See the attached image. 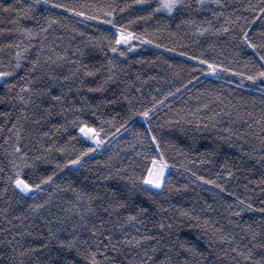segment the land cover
Returning a JSON list of instances; mask_svg holds the SVG:
<instances>
[{
	"label": "trees",
	"instance_id": "1",
	"mask_svg": "<svg viewBox=\"0 0 264 264\" xmlns=\"http://www.w3.org/2000/svg\"><path fill=\"white\" fill-rule=\"evenodd\" d=\"M157 2L0 0L12 6H0V72L12 73L0 82V264H43L53 255L38 247L49 228L70 238L73 223L100 264L264 256V0H183L172 13L153 12ZM117 25L141 38L117 46ZM85 120L103 129L102 144L81 136ZM153 158L167 161L159 188L145 182ZM14 163L30 183L52 180L23 193L10 179ZM245 200L254 207L235 215ZM26 248L35 251L20 256Z\"/></svg>",
	"mask_w": 264,
	"mask_h": 264
},
{
	"label": "snow or ice",
	"instance_id": "2",
	"mask_svg": "<svg viewBox=\"0 0 264 264\" xmlns=\"http://www.w3.org/2000/svg\"><path fill=\"white\" fill-rule=\"evenodd\" d=\"M43 2L50 3L51 0H43ZM138 2L147 3V0H138ZM216 2L220 3V0H216ZM35 3L39 4V3H41V0H35ZM200 3L203 4V0H200ZM182 5H183V0H158L156 8L153 9V12H159L161 10H165L168 13H172L174 10H177L178 7H180ZM0 6H3L5 8V10L12 7L11 5H0ZM57 7L63 8V7H65V5L60 4V5H57ZM68 10L69 11H75L74 8H69ZM17 11H19V10L17 9ZM259 11L261 13H264V7H261L259 9ZM151 14L152 13H149V15H151ZM79 15H85V13L81 12V13H79ZM111 15H113V13L109 12V16H111ZM108 23H112V21L109 20ZM21 30L27 34V36L30 40L31 37L33 36L32 30L29 28H23ZM224 30L227 31V29H224ZM116 32H117V35L115 37V44L117 46H119L121 43L129 44L131 40L141 38L140 36L136 35L135 33L128 31L127 28H125L123 25H117L116 26ZM144 39L147 40V37L145 36ZM243 40L251 44V41L249 40L247 32L244 33ZM132 46L134 47L135 45H132ZM252 47H256V45L252 44ZM112 51H114V52L118 51V47H113ZM120 54L124 55L125 53L121 52ZM20 58H21L20 53L18 52L17 53L18 61ZM193 59L199 60L200 57L194 56ZM261 59L264 60V56H262ZM36 63H37V61H33V64H36ZM202 63L205 65H208V68L206 70L210 71V72H215L216 69L219 67V65L210 64L208 60H202ZM19 66L20 65L18 62L17 67H19ZM33 70H35V69H33ZM229 70H231V69H229ZM86 74L92 75L93 73L88 72ZM10 75H12V73L0 72V77H6V76H10ZM258 75L264 76V71H261L260 73H258ZM65 79H67V77H65ZM109 79H110V77H109ZM249 79H256V77H254V76L249 77ZM22 91H23V89H22ZM29 91H31V89H29ZM19 98L24 103H26V104L29 103V101L24 100L23 96H20ZM53 99L59 101L61 99V97L56 96ZM149 112H150V110H145L142 113V115L145 118H147L149 116ZM13 127H15V125ZM102 131H103L102 128L98 130L95 126H90L86 120L82 121L79 124V132L82 134V136L86 137L89 140L96 141L97 144L103 143V141L100 139V133ZM45 135H47V133H45ZM151 139L153 141H156L157 147L160 146L156 135H152ZM62 150L63 149H61V151ZM19 151H20V148H19V146H17L16 152H19ZM90 151H93V149L89 148L86 150V152H90ZM86 152H82L81 155L78 156L75 161H69V163H79L81 157L84 156L86 154ZM161 155H163V153H161ZM26 166L27 165L25 164V167ZM13 167L16 168V175H15L14 179L13 178H10V179H12V183L17 188H19L23 193H28L34 188L40 189L41 184H45V183L52 180V176L50 175V176H45L42 180H40L39 183H30L29 180L26 179L25 175L23 174V167H18L15 163L13 164ZM166 168H167V161H165L163 164H158L156 159L153 158L152 167L147 170L148 174H147V177L145 178V182L147 184H152V185L156 186L157 188L162 187L163 180H164V172H165ZM231 174H232L231 172L228 173L229 176ZM53 175H54V173H53ZM200 179L204 180L205 177H200ZM207 182L208 183H215V181H212V180H209ZM218 186H220V185H218ZM112 191L115 194V190H112ZM90 199H91V197H90ZM241 203L243 205H245V207H240L239 211L235 213V215H237V216H239L240 213L254 207L253 205L248 204V202L246 200L241 201ZM115 206L117 208H119V207H125L126 205L123 201H120ZM34 207L39 208L41 206L35 205ZM229 207H231V206H229ZM140 211L144 212V211H146V209H140ZM260 211L262 213H264V208H261ZM185 214H187V213H185ZM81 219H83V217H81ZM128 219H129V221H134V220H136V216L129 213ZM65 223H67V221H65ZM102 223H103V221H102ZM78 227H79V225H77L75 223H73L71 225V230L66 234L70 238H62L61 237L60 233L64 232V229H58L57 231H53L51 228H49L46 240L43 243H41L38 247L45 249L46 252L53 253V255L48 256L47 259L43 262V264H79L78 257H81V256H83L85 259H89V257H90L92 264H100V262L96 259V256H97L96 251H90L89 254H85L81 250V247H80L81 243H87V241L81 240L79 233L76 231V229ZM159 227L165 228V225L163 223H161L159 225ZM168 227L170 228L171 225L169 224ZM245 228L248 229L249 231H251L252 225L249 223H246ZM217 231H222V229H218ZM257 235H259V233H254L252 235L253 241L256 240ZM109 239H111V237H109ZM144 239H146V238L143 236L140 237V240H144ZM148 239H154V237H149ZM221 239L232 240V239H234V236L232 234H225L224 236L221 237ZM140 240H135V238H133V241H127V242L128 243L135 242V243L139 244ZM9 243H12V241H9ZM256 246L260 247V248H264V244H258ZM105 247H107V245H105ZM169 247H171V245H169ZM180 248L186 249L189 251L191 250V248L184 243L180 244ZM31 251H35V249L26 248L20 253V256H24L25 253H28ZM155 251H157V249L153 248V253H155ZM13 252L15 254V249H13ZM145 255L147 256L148 253L145 252ZM176 255L179 256L180 252L177 251ZM225 255H227V253H225ZM240 255L243 256L244 259L250 260V259H252L253 250L251 248H249L247 250V253L241 251ZM148 259L152 261V264H172V257L170 255H168L167 253H165L164 258L162 260L154 259L152 256H149ZM18 264H25V262L23 259H21L18 262ZM38 264H40L39 261H38ZM142 264H143V262H142ZM183 264H189V261L187 259H185L183 261ZM255 264H264V256H261L260 259L256 260Z\"/></svg>",
	"mask_w": 264,
	"mask_h": 264
},
{
	"label": "rangeland",
	"instance_id": "3",
	"mask_svg": "<svg viewBox=\"0 0 264 264\" xmlns=\"http://www.w3.org/2000/svg\"><path fill=\"white\" fill-rule=\"evenodd\" d=\"M204 2H208L209 0H203ZM163 12H165V13H168L167 11H165V10H162ZM130 42H132V40L130 41ZM123 45H125V44H123ZM215 75H217V74H219V72H217V73H214ZM0 82H1V77H0ZM86 138V137H85ZM167 169H168V167L165 169V171H167ZM150 186H152V187H155V188H157L156 186H154V185H152V184H150ZM31 192V191H30ZM29 193V192H28Z\"/></svg>",
	"mask_w": 264,
	"mask_h": 264
},
{
	"label": "bare ground",
	"instance_id": "4",
	"mask_svg": "<svg viewBox=\"0 0 264 264\" xmlns=\"http://www.w3.org/2000/svg\"><path fill=\"white\" fill-rule=\"evenodd\" d=\"M80 134V133H79ZM81 135V134H80ZM82 136V135H81ZM83 137V136H82ZM85 138V137H84ZM159 164H163V163H159ZM168 170V169H167ZM166 172V171H165ZM32 191V190H31ZM30 193V192H29Z\"/></svg>",
	"mask_w": 264,
	"mask_h": 264
}]
</instances>
